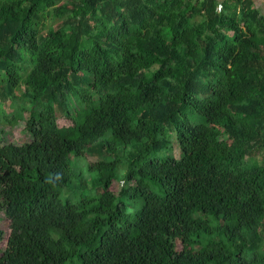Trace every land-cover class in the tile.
<instances>
[{
    "label": "trees",
    "instance_id": "16d2710c",
    "mask_svg": "<svg viewBox=\"0 0 264 264\" xmlns=\"http://www.w3.org/2000/svg\"><path fill=\"white\" fill-rule=\"evenodd\" d=\"M20 121L29 141L0 136V264H264L251 0H0V125ZM93 152L75 198L72 156Z\"/></svg>",
    "mask_w": 264,
    "mask_h": 264
},
{
    "label": "rangeland",
    "instance_id": "374dc122",
    "mask_svg": "<svg viewBox=\"0 0 264 264\" xmlns=\"http://www.w3.org/2000/svg\"><path fill=\"white\" fill-rule=\"evenodd\" d=\"M10 110V108H9ZM10 111H7L9 113ZM59 125H65L66 123L62 120H60ZM0 136H1V141L2 143H14V144H22L24 142H27L30 140L29 134L25 131L24 129V122L20 121L16 125L11 126L9 124H2L0 125ZM117 147H119V150L121 152L120 159L125 163V161L130 158L131 155L134 154L135 152V147L132 144H129L125 147H123L121 144H119L117 141L115 142ZM173 147H174V154L176 157H178L179 150L178 146L175 142H173ZM105 160V155L103 152L101 153H96L93 152L90 154L87 158L84 157H73L72 156V171H73V177H74V183L73 185L75 186V190L72 192L75 195V198L80 197V193L84 192L87 195H91V192L93 190L89 189V187L92 185L91 180L94 178L95 173H91L88 171L87 163L88 162H97ZM77 164L76 166H74ZM123 167V164H121L120 168ZM82 177L83 182L86 181L87 187L86 191L77 189L80 187V182L81 179L79 177ZM67 188H64L62 191V196L65 195V192H67ZM0 229L5 231L4 235V240L0 242V247L4 248L7 245L6 238L10 232L9 229V219L5 215L4 211H0Z\"/></svg>",
    "mask_w": 264,
    "mask_h": 264
},
{
    "label": "crops",
    "instance_id": "0c3cea01",
    "mask_svg": "<svg viewBox=\"0 0 264 264\" xmlns=\"http://www.w3.org/2000/svg\"><path fill=\"white\" fill-rule=\"evenodd\" d=\"M223 1V0H219ZM253 2L254 7L258 10L260 15L264 17V0H251Z\"/></svg>",
    "mask_w": 264,
    "mask_h": 264
}]
</instances>
